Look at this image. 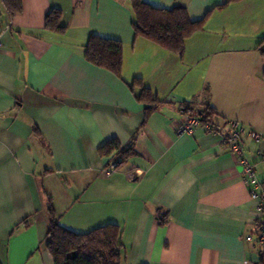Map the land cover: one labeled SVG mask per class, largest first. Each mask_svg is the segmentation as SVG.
Returning <instances> with one entry per match:
<instances>
[{"label":"crops","instance_id":"0c3cea01","mask_svg":"<svg viewBox=\"0 0 264 264\" xmlns=\"http://www.w3.org/2000/svg\"><path fill=\"white\" fill-rule=\"evenodd\" d=\"M144 1L204 19L183 55L135 36L131 0H22L13 16L0 0V264H54L50 198L74 231L118 225L121 264L260 258L256 202L224 135L229 121L262 133L243 147L264 180V0ZM55 8L63 32L45 27ZM92 34L122 42L121 76L85 57ZM185 101L214 108L221 132L177 133ZM113 138L134 153L107 176L115 152L99 149Z\"/></svg>","mask_w":264,"mask_h":264},{"label":"trees","instance_id":"16d2710c","mask_svg":"<svg viewBox=\"0 0 264 264\" xmlns=\"http://www.w3.org/2000/svg\"><path fill=\"white\" fill-rule=\"evenodd\" d=\"M134 13L133 28L135 36L147 38L162 47L183 55L185 41L204 25V19L191 20L187 8L176 5L171 8L153 6L144 0H131ZM225 0L219 7L229 3ZM11 16L22 9V0H3ZM62 12L52 9L46 16L45 27L63 32L66 26L60 24ZM260 48L264 54V37ZM85 57L97 66L113 71L121 76L123 66V44L114 38H105L97 34L89 37ZM134 84L141 86L137 98L147 103V113L157 109L161 104L152 90L136 78ZM184 110V111H183ZM185 115L199 116L202 125H211L212 131H221V125L215 121L216 112L209 104L198 110L193 102L181 104ZM101 155H112L118 161V169L129 156L134 153L132 147H122L115 138L108 140L99 149ZM49 224L47 230V245L53 257L54 264H121L120 228L116 224H107L88 232H77L63 226L58 219L51 198L48 202Z\"/></svg>","mask_w":264,"mask_h":264},{"label":"built area","instance_id":"2783aa9c","mask_svg":"<svg viewBox=\"0 0 264 264\" xmlns=\"http://www.w3.org/2000/svg\"><path fill=\"white\" fill-rule=\"evenodd\" d=\"M1 48L2 44L0 42V49ZM200 125H202V123L199 116L186 115L185 120L178 125L177 133H192L195 127ZM204 126L211 133L221 132L212 131L210 124ZM245 133H248V135L256 141L261 140L263 137L262 133L256 130L246 132L244 125L238 121L228 122V131L224 136L225 142L236 158L242 181L248 188L251 199L256 202L257 211L259 213L255 240L260 247L261 256L258 260L247 261L246 264H264V180L259 178L255 164L244 153L243 135ZM118 164L116 159L110 161L107 168L104 170L105 175L108 176L116 171L118 169ZM131 176L134 175L131 173Z\"/></svg>","mask_w":264,"mask_h":264}]
</instances>
